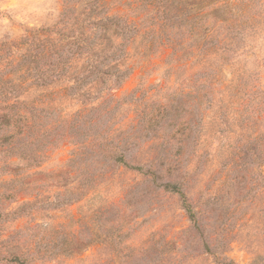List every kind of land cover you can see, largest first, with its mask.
Returning <instances> with one entry per match:
<instances>
[{"label":"rangeland","instance_id":"374dc122","mask_svg":"<svg viewBox=\"0 0 264 264\" xmlns=\"http://www.w3.org/2000/svg\"><path fill=\"white\" fill-rule=\"evenodd\" d=\"M230 3L232 28L214 25L205 45L214 52L203 62L188 23L167 31L183 45L134 54L135 70L118 95L145 94L141 110L151 111V122L133 123L138 141L128 166L101 159L96 148L75 162L61 129L14 139L32 150L27 169L14 173L17 157L0 154V264H264V0ZM74 4L0 0L3 80L19 81L30 44H48L34 40L36 30L51 28L57 40L60 19H80ZM65 8L71 11L63 17ZM117 10L128 11L111 14ZM48 55L42 62L54 57ZM159 80L162 91L144 93ZM133 109L125 104L121 118H135ZM188 121L192 131L181 134ZM166 185H180L196 224Z\"/></svg>","mask_w":264,"mask_h":264},{"label":"trees","instance_id":"16d2710c","mask_svg":"<svg viewBox=\"0 0 264 264\" xmlns=\"http://www.w3.org/2000/svg\"><path fill=\"white\" fill-rule=\"evenodd\" d=\"M115 1L73 0L74 6L80 8V19H60L57 26H62V30L55 33L57 40L50 39L54 33L51 28L36 30L34 40L48 44H43L42 49L40 45L30 44L34 49L23 63L26 69L18 71L17 83L9 78L3 80L6 75L0 76V133H3L0 154L10 153L9 161L17 157V161H11L14 173L26 167L25 162L32 155L26 145H15L14 139L31 131L35 134L44 131L43 128L44 132L61 129L63 140L71 138L75 162L78 157L88 154V149L96 148L93 151L101 155V159L111 161L112 165L128 166L136 147L137 127L151 122L148 121L151 111L141 110L145 94L135 96V100H129L131 93L118 95L135 70L134 54L144 58L155 46L174 50L183 45L186 40L175 41L167 31L181 30L188 23L187 31L196 40L194 46L201 63L214 52V47L205 48L214 25L221 24V28L230 30L234 20L230 0H211L207 7L205 0H132L129 4L124 0ZM120 7H126L128 11L117 10L111 14V10ZM68 10L65 8L61 15L65 17ZM81 16L85 18L81 19ZM144 19H151L146 27ZM69 21H72L70 25ZM156 33H161V41L156 39ZM179 53L176 49L173 53V57H178L177 61L184 58ZM46 54L54 57L42 62ZM160 83L161 80L152 88H145L144 93L156 89L162 91L165 87ZM188 90L184 93L185 99L192 94L193 88L190 86ZM194 92L198 95L193 106L198 110L200 88ZM125 104L134 107L135 118L129 119V115L121 118L119 110ZM162 109L164 111L165 107ZM135 122L140 123L136 126ZM192 129L188 121L182 125L181 134ZM185 146L190 148L189 143ZM19 150L21 153L18 154ZM136 170L144 168L138 166ZM165 189L181 195L190 220L196 224V214L180 185H166Z\"/></svg>","mask_w":264,"mask_h":264}]
</instances>
